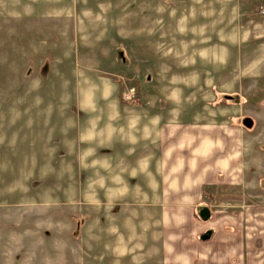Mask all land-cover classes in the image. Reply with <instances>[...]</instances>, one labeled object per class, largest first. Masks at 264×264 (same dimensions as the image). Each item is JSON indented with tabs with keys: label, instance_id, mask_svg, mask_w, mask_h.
I'll use <instances>...</instances> for the list:
<instances>
[{
	"label": "rangeland",
	"instance_id": "rangeland-1",
	"mask_svg": "<svg viewBox=\"0 0 264 264\" xmlns=\"http://www.w3.org/2000/svg\"><path fill=\"white\" fill-rule=\"evenodd\" d=\"M104 119L241 127L247 186L206 200L264 202V0H0V264H116L97 241L146 205Z\"/></svg>",
	"mask_w": 264,
	"mask_h": 264
},
{
	"label": "crops",
	"instance_id": "crops-1",
	"mask_svg": "<svg viewBox=\"0 0 264 264\" xmlns=\"http://www.w3.org/2000/svg\"><path fill=\"white\" fill-rule=\"evenodd\" d=\"M96 125L99 170L127 173L118 196L139 179L142 194L127 198L146 205L130 218L135 223L110 228L97 241L112 238L114 263L131 257L134 264H264V202L219 208L206 200L215 186H247L241 127L162 119Z\"/></svg>",
	"mask_w": 264,
	"mask_h": 264
}]
</instances>
